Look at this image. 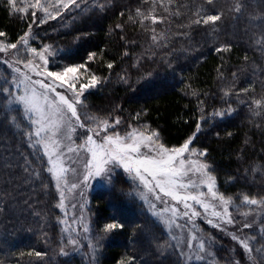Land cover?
Segmentation results:
<instances>
[{
  "label": "trees",
  "instance_id": "trees-1",
  "mask_svg": "<svg viewBox=\"0 0 264 264\" xmlns=\"http://www.w3.org/2000/svg\"><path fill=\"white\" fill-rule=\"evenodd\" d=\"M216 13L215 23H194ZM29 30L34 47L49 46L69 66L85 63L101 80L86 98L88 113L126 126L143 121L169 148L191 138L192 148L206 150L225 196L264 199V105L253 103L264 100V0H90L43 24L0 0V39L18 43ZM5 80L11 77L0 63V85L9 88ZM33 127L22 106L0 96V264H184L122 175L90 196L93 263L70 253L61 192L45 153L28 137ZM109 223L123 227L105 232ZM260 225L262 233H252L251 245L261 249L255 264H264V218Z\"/></svg>",
  "mask_w": 264,
  "mask_h": 264
},
{
  "label": "snow or ice",
  "instance_id": "snow-or-ice-1",
  "mask_svg": "<svg viewBox=\"0 0 264 264\" xmlns=\"http://www.w3.org/2000/svg\"><path fill=\"white\" fill-rule=\"evenodd\" d=\"M7 3L13 12L28 15L31 10L33 23L38 20L40 24H43L49 20L57 19L63 11L80 8L82 3H87V0H19V2L18 0H7ZM207 3L211 5L213 0H207ZM99 7H103V5L101 4ZM242 7V4H238L235 11L239 12ZM38 12L43 14L42 18L37 15ZM137 15H142L144 20L150 19L153 24L157 23V17L152 15V12L145 15L137 9ZM219 20H221V15L216 13L197 19L194 23L208 24ZM29 28H31V25H29ZM152 31H155V29ZM4 35L5 33L0 32V37ZM27 35L26 33L25 37H21L20 43L22 45H28ZM152 39L155 41L157 37L154 35ZM17 49V43L0 45V53L8 54L9 50ZM28 51L32 57L42 62L45 67L42 68L41 64L34 63L33 59L24 60L20 58L18 52L17 58L11 63L8 60H3V63L12 68L17 75L11 81H4L5 84H10L11 90L0 85V96L4 97L8 104L15 103L22 106L25 118L34 126L29 130L28 137L30 140L35 137L32 143L41 146L45 155L48 156L49 163L52 165L49 171L57 169L58 162H61L64 156V153L59 151L61 143L57 138L58 133L62 128L67 127V138L71 140V133L75 132V128L71 124V119L74 118L76 124L80 128H86L88 133L84 143L77 146L90 154V159L85 165L87 171L83 177L84 184L97 177H104L110 182L114 168L117 166L122 167L133 179L138 180L145 188L153 192L157 200H161L163 196L175 202L164 209V212L170 213V216L164 220L168 227L173 225L180 227L176 224V218L187 217L188 222L191 223L195 217L201 216L202 213L197 211L194 205H198L203 209L205 217L210 214L212 218L208 219V223L214 227L235 223L232 214L229 212L232 200L216 190L215 178L208 171L209 165L200 160L191 159L192 156H205L207 154L206 150L197 152L196 149L190 148L191 138L180 147H165L164 144L159 143L158 133L148 132L147 129L143 131L133 129L124 136H121L118 132L108 134L110 127L114 128L115 125L120 123L118 118L113 124H109L107 120H96L95 117H88L87 119L96 123L94 127L87 126L80 120L77 105L83 103L81 98L88 89L101 83L99 78L94 74H89L85 63L67 66L61 71L47 70L48 59L46 54H52L49 46H45L41 51H37L36 48H30ZM94 57V53L89 55V59ZM15 64H23L28 72L22 71L20 67H14ZM108 67L111 68L112 64H108ZM29 72L37 77H43V79L33 80L32 76L28 74ZM36 86L43 89V92H39ZM58 88L64 89L65 92H58ZM65 93H71V95ZM253 103L257 108H261L264 105V100L256 99ZM68 114H70V117L66 120L65 117ZM225 114L224 112L216 113L220 116ZM12 119L14 120L15 117H12ZM101 132H104L105 135L101 138V142H97L94 137H100ZM75 151H77V148H67L69 153ZM186 153L189 154L188 157L185 156ZM53 157L56 159L53 160ZM67 171L69 169H66L60 163L58 170L55 171L58 188ZM78 187L77 184L71 185V189ZM200 187H205L207 192L198 191L197 189ZM61 196L63 197V192H61ZM205 197H209L212 201H218V205L209 203ZM164 202L167 203V201ZM242 203L261 205L264 204V199L257 200L244 196ZM177 205L182 206V209ZM61 206H63V201H61ZM151 207L154 209L155 205L153 204ZM218 207L220 210H217ZM155 215L160 216L161 213L157 212ZM243 215H248V213H243ZM122 227L123 225L119 223H109L103 230L111 232ZM243 227L250 228L251 225L244 224ZM197 239L195 234L191 235L186 245L187 248H193L192 241ZM233 239L239 241L251 258L253 248L250 246L249 239H255V237L239 240L237 236L233 235ZM69 243L75 245L77 242L70 240ZM205 244V241L199 240L196 248L199 253L211 255L207 252ZM208 246L211 247V241L208 242ZM61 251L63 252V249ZM256 251L260 252L261 249L257 248ZM63 254L67 255V253ZM36 255L40 256L41 254L36 253ZM180 255L184 256L185 253L181 251ZM192 258L191 256L188 257V259ZM204 258L203 255H195L196 260H203ZM128 264H131V261H128ZM236 264H239V262H236Z\"/></svg>",
  "mask_w": 264,
  "mask_h": 264
},
{
  "label": "rangeland",
  "instance_id": "rangeland-1",
  "mask_svg": "<svg viewBox=\"0 0 264 264\" xmlns=\"http://www.w3.org/2000/svg\"><path fill=\"white\" fill-rule=\"evenodd\" d=\"M90 0H87V2ZM19 2V1H18ZM31 11V10H30ZM39 17H43L42 13H37ZM38 21V20H37ZM39 22V21H38ZM27 39H28V45H22L20 41L17 43L18 49L17 50H9L8 54L0 53V63L2 66L6 68L8 73L10 74L11 80L14 76L17 74L12 70V68H9L7 64L3 63V60H8L10 63L14 61L17 58V52L20 58L27 60V59H33L34 63L41 64L42 68L45 67L42 65V62H40L38 59L32 57L28 51L30 48H36L33 46L34 41V35L33 30H29L27 33ZM25 37V35L23 36ZM1 38V37H0ZM7 44L5 41L0 39V45ZM37 49V48H36ZM41 49H37V51H41ZM51 55H47L48 64H47V70L51 71H61L64 67H67L69 65H66L65 63H62L60 61H56L55 59V50L50 48ZM14 67H20L22 71L28 72V69H25L23 67V64H15ZM32 76V79H43V77H37L33 75L32 73H28ZM101 81V80H100ZM100 84V83H99ZM97 84L95 87L88 89L84 96L81 98L83 100V103L81 105H77V111L80 115L81 122H84L87 126L94 127L95 121L87 119L88 117H95L96 120H107L109 124H113L114 121L119 117H96L93 114L88 113L85 108L84 104L86 102V98L92 91H95L96 88L99 86ZM37 90L39 92H43V89H39L38 86ZM9 88H11L9 84ZM58 92L64 93V89H57ZM67 95H71V93H65ZM51 98V94H50ZM70 117V114H68L65 119L68 120ZM120 123L115 125L114 128H109L108 134H111L113 132H118L121 136L126 135V133L131 132L133 129L143 131L147 129L148 132H156L154 131L147 123L143 121H135V124H131L130 126L123 125V121L121 119ZM71 124L75 128V132L71 133V140L67 138L68 132L67 127H64L61 129L60 133H58L57 138L60 140L61 147L59 149L60 152L64 153L63 160L61 162H58L57 169H54L52 172L53 176L55 177V171L58 170L59 164L62 163L63 167L66 169H69L64 174V179L60 181V192H63V206L62 210L65 215V221L64 225L67 230H69V233L72 234L73 240H75L77 243L75 245L71 244L72 249L70 250V253L73 254H82L83 256H86L89 259V262L93 263V257L94 256V246L92 242H90V232H89V217L87 213V206L90 200L91 194L99 188H103L108 186L111 183V180L117 176L122 175L127 180H129L132 184V189L134 193L142 199L152 215L163 224V226L166 228L167 232L169 233L170 237L174 241L175 245L177 246L178 250L181 252L183 251L185 255L183 256L184 264H236V262H239V264H255L256 258H258L261 255V251L257 252L255 247H253L251 244L253 243L254 239H249L250 246H252L253 251L251 253V258L249 254L244 250V248L241 246L238 240L233 239V235L237 236L239 240H244L252 236V233H262L263 228L261 227V221L264 218V204L261 205H247L242 203L243 198L236 202L233 198L225 196L220 188L217 178L212 174L210 170L209 163L205 160V156H192L191 159L194 160H200L206 164L209 165L208 171L209 173L215 178V184H216V190L225 196L226 198H231L232 203L229 206V212L232 214V218L235 221L233 224H222L221 227H214L212 224L208 223V219H211L212 217L210 214L205 217L203 214V209L200 208L198 205H194L196 207V210L201 212V216H197L193 219L191 223L188 222L187 217H179L176 218V224L180 225V227H176L173 225L172 227H168L167 224L164 223V220H166L169 216V212H164L165 208H168L170 205L174 204V201H171L168 197H163L162 199L157 200L155 198V194L151 191H149L145 186L140 183L138 180L133 179V177L124 171L122 167H115L114 171L111 176V180H106L104 177H97L94 179H91L87 184L83 183V177L86 174V163L90 159V154L87 151H84L82 149H79L77 146L84 143V140L86 139L87 130L86 128H80L77 124L74 118L71 119ZM157 133V132H156ZM105 135L104 132H101L100 137H94L97 142H101V138ZM159 135V134H158ZM159 143H162V140L159 137ZM163 144V143H162ZM41 147V146H40ZM68 147H74L77 148V151L75 152H67ZM167 147V146H165ZM169 148V147H168ZM190 148H192L190 144ZM43 150V148L41 147ZM197 152H200V150H197ZM44 152V150H43ZM186 157L189 156L188 153L185 154ZM47 159L48 156L46 155ZM56 158L53 157V160ZM49 161V160H48ZM50 164V163H49ZM50 168H52V165L50 164ZM74 169V171H72ZM56 179V177H55ZM57 181V179H56ZM72 184L79 185L76 189H71ZM198 191L207 192V189L205 187H200L197 189ZM158 191V190H157ZM205 199L211 203L218 205V201H212L209 197H205ZM164 201H167L165 203ZM155 205V208L153 209L151 205ZM75 205V207H73ZM177 207H181L180 205H177ZM217 210H220L219 207ZM161 213L160 216L155 215V213ZM248 213V215H243V213ZM244 224H250V228H244ZM85 228L87 229L85 231ZM195 234L197 236L196 241H192L193 248L189 249L187 248V242L191 235ZM199 240H203L206 242L205 246L207 249V252L211 253V255H206L205 253H199L198 249L196 248V245ZM211 241V247L208 246V242ZM222 250L225 251V254H222ZM240 252H243L244 256L242 257L240 255ZM203 255L205 258L203 260H196L195 255ZM193 257L192 259H188V257ZM224 257V261L223 257ZM222 257V258H221Z\"/></svg>",
  "mask_w": 264,
  "mask_h": 264
}]
</instances>
